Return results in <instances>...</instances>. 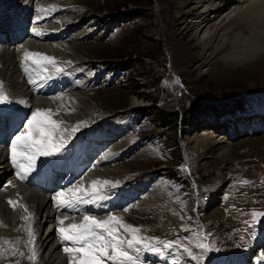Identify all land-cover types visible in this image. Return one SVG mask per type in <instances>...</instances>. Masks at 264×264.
I'll return each instance as SVG.
<instances>
[{"label":"rangeland","instance_id":"1","mask_svg":"<svg viewBox=\"0 0 264 264\" xmlns=\"http://www.w3.org/2000/svg\"><path fill=\"white\" fill-rule=\"evenodd\" d=\"M76 1L64 7L58 3L62 9L51 16L55 20L80 8L79 27L86 29V33L72 38L69 31L56 37L71 41L68 43L96 42L91 49L93 57L65 63L61 67L63 72L52 71L51 74L40 73L41 69L35 65L25 72L24 64L23 68L18 65L26 85H31L33 94L39 97L55 95L51 100L66 95L61 93L88 91L112 100L113 112L87 128L80 136L81 145L74 148L91 147L96 151L97 156L91 162L84 159L79 167L87 164L90 171L92 166L102 169L138 161L148 164L146 171L132 174L95 204L99 207L97 219L106 218L104 213L125 212L120 214L123 220L141 227L144 235L175 242L176 247L163 250V254L141 252L142 264H264L263 247L250 255V248L264 235V215L255 218L252 215L253 212L264 213V57L253 56L237 62L235 59L240 55L233 52H237L235 47L240 43L231 41V36L227 35L230 38L221 37L220 48L213 49L211 60L202 64L195 31L186 28L178 17V11L189 9L188 3L183 4L184 0ZM1 3L0 0L1 22L29 20L33 13L12 11ZM42 18L49 21L51 17ZM50 42L55 43L56 39ZM107 62L120 63L121 67L116 70V64H108V67ZM30 75L37 83L29 82ZM41 76L49 78L42 80ZM49 80L57 81L64 88L47 95L37 90L41 84L48 87ZM5 91L10 97L8 103L17 104L15 111L24 113L25 105L16 101L8 88ZM127 93L144 96L146 101L136 108L142 110L136 112L128 108L129 100L123 96ZM235 97L246 102V113L222 118L208 115L189 129L176 127L164 136L158 134L164 129L153 113L155 107L173 112L183 101L186 105L192 103L193 107L202 102L214 103ZM8 107L7 103L0 104V111ZM1 117L2 114L0 125ZM214 124L223 125L216 127L217 133L229 137L230 144L235 146L236 158L224 162L218 159L220 153L215 152L211 156L215 166L206 173L193 148L198 144L195 137L204 136L207 127ZM129 136L137 138L122 149L115 148ZM175 141L183 152L178 161L180 165H176ZM139 156L141 159L137 158ZM171 167L181 169L175 180L168 177ZM87 205L79 207L87 210ZM11 212L7 209L0 215V264H35L37 259H28L31 251L26 234L24 241L5 238L8 229L5 223L13 215ZM71 222L66 221V224ZM5 240L10 243H4ZM201 243L208 245L207 251L197 247Z\"/></svg>","mask_w":264,"mask_h":264},{"label":"bare ground","instance_id":"2","mask_svg":"<svg viewBox=\"0 0 264 264\" xmlns=\"http://www.w3.org/2000/svg\"><path fill=\"white\" fill-rule=\"evenodd\" d=\"M1 2V4L7 6L12 11L22 10L26 14L33 12L28 17V21L21 20L15 22L13 19H11V23L6 19L4 22L0 21V83L5 84L4 87L8 88L9 94L15 97L16 101L23 103L25 105L23 109L26 110L24 114L19 113L15 111L17 104L14 106V104H9L10 102L8 101L7 105L10 107L0 111L2 114L0 133L2 128L5 130H3L4 132L0 136V215L1 213H5L7 209L14 212L9 220L6 219L8 222L5 224L8 225V229L5 238L26 240L24 236L26 232L22 230L25 224L21 225V217L24 215L23 209L17 205L16 209L13 210L7 204L9 199L18 201L23 205L25 203V206L33 214L31 223L32 226L34 225L35 244L37 245V260L35 264H68L67 257L61 249L63 245L60 246L57 239L59 238L56 231L58 218L63 215L77 218V215L74 213H61L58 209L55 210L52 200L54 193L45 192L38 188L33 189L31 188L32 186L27 187L26 183L29 181V175L25 180H19L16 176V167L11 160V151L7 149L5 144L11 146V140L14 135L22 130L26 119L30 118L26 114L30 113L31 107H33L32 111L35 110L34 108L40 107L55 110L64 105L61 108V115L54 118L67 121L66 127H71L77 122H84L72 136L79 139L81 133L85 132L87 128L100 122L106 115L113 112L112 100L106 98V95L102 98L99 93L92 92L93 90L90 91L92 93L88 91L61 93L60 95H66L62 98L51 100L50 98L55 95L39 97L33 94L30 89L31 85H26V81L23 80V75L20 72L18 64L20 63L23 68L24 63L20 58L23 56L25 50L40 52L54 57L58 67H63L65 63L73 60H87L89 57H93L94 51H91V49L96 45L94 44L96 42L68 43L71 41H65L61 37H56L58 34L62 35V33H69V31L72 38L86 33V29L79 27V20L82 18L79 15L82 12L80 8L71 14L60 15L55 20L51 16L52 13L61 10L67 4H72V2L75 4L76 0H1ZM58 3H61L62 7ZM185 3L189 4V9L178 11V17L186 28L191 27L195 31L197 43L201 46L202 64L211 60L214 52L213 49L218 50L220 48L221 37L227 35L231 36V38L227 36L231 41L234 40L235 43H240H238V46L236 44L237 47L235 48H237V52H233L240 55L239 58L235 59L237 62H243L245 58H252L253 56H258V59L264 57V0H184L183 4ZM73 14L75 16L71 20ZM45 16H50V20L46 21L42 18ZM9 17L12 18L10 15ZM37 17H40V19H37ZM36 31H39L41 34L36 35ZM54 39H56L55 43L50 42ZM60 58L67 60H59ZM33 66L30 62L29 68ZM52 71L55 70L50 69L47 73L51 74ZM41 73L45 72L41 71ZM27 79L29 80V78ZM55 85L57 86L58 84ZM60 95H56V97ZM123 96L128 98V108L133 110H136L139 105L144 104L146 101L143 99V95L127 93ZM28 104L30 105L28 106ZM68 107L74 109V111L71 115H64L63 113ZM217 126L223 127L222 124L208 126L204 136L195 137L198 144L193 150L198 160L202 161L203 166L201 167L206 173L210 172L215 166H213L214 161L211 159V156L215 152L217 154L220 153L218 159L221 158L224 162L236 158L235 146L230 144V139L225 134L217 133ZM136 138L125 137L115 145V148L122 149L132 144ZM221 149L223 150L219 152ZM149 152L153 153L152 150ZM149 152L148 155L151 157ZM137 158L141 159V156ZM101 159L102 156L99 161ZM145 160V162L150 163L149 160ZM68 165V162L46 164L41 175L50 183L59 177L53 167L62 168ZM146 166L148 164L140 161L123 163L120 166H110L102 169H95L93 166L90 170L91 172L88 171L79 177V182L83 180L85 185H87L89 181L100 178L120 183L126 181L132 174H141L142 172L139 173L141 170L146 171L148 169ZM74 176V174H71L68 179ZM61 177L66 178L64 175ZM109 190L111 188L106 193ZM121 213L125 212H116L114 214L120 216ZM109 214L104 213L103 216L107 217ZM93 216L97 217V213L93 214ZM259 241L263 242L264 237L259 238ZM262 254L264 255V250H262Z\"/></svg>","mask_w":264,"mask_h":264},{"label":"snow or ice","instance_id":"3","mask_svg":"<svg viewBox=\"0 0 264 264\" xmlns=\"http://www.w3.org/2000/svg\"><path fill=\"white\" fill-rule=\"evenodd\" d=\"M40 34L36 31V35ZM29 61L45 73L50 69H54L57 73L63 72V68L57 66L56 59L46 54L25 50L22 56L25 72L30 71ZM40 78L46 80L49 77L41 76ZM29 82L37 83L31 75ZM8 101L5 87L0 83V104L8 103ZM63 107L64 105H61V108ZM61 108L55 110L36 108L31 112L30 118L26 119L22 130L12 138L11 160L17 169L16 176L19 180H25L28 174L35 170L36 162L40 157H51L63 152L73 134L84 123L81 121L66 127L67 121L54 118L61 115ZM73 111L74 109L68 107L63 114L71 115ZM118 184V181L96 178L85 185L82 180L79 184L60 191L54 197L55 205L58 210L78 211L81 205L96 204L105 199L108 189L115 188ZM8 203L14 209L19 205L26 213L21 217L25 221L22 230L27 234V245L31 251L28 259L35 261L37 252L35 232L31 223L33 214L18 201L9 199ZM252 215L255 218L264 213L253 212ZM70 219L72 222L66 224V221ZM184 230L187 231V229ZM56 231L68 264H142L141 252L163 254V250L176 247L174 241L144 235L141 227L125 222L122 217L115 214L108 215L104 219L85 214L79 222L74 217L63 215L58 218ZM4 243L7 244L10 241L5 240ZM197 247L204 251L208 250V245L203 243L198 244ZM185 251L190 250L185 249ZM20 255L23 253L21 252Z\"/></svg>","mask_w":264,"mask_h":264},{"label":"trees","instance_id":"4","mask_svg":"<svg viewBox=\"0 0 264 264\" xmlns=\"http://www.w3.org/2000/svg\"><path fill=\"white\" fill-rule=\"evenodd\" d=\"M115 65L114 67L116 70L121 67L120 63L117 62H107V66L110 67V65ZM230 98L223 101H218L214 103H205L202 102L198 106L194 105L192 107V103L190 105H186V103L183 101L179 105V109L174 110L173 112L164 110L163 107H155L154 115L156 117V120L158 121V125L160 128H163V131H158V134H161L162 136L168 134L170 130H175L176 127L181 128H191L193 125L201 118L205 116L214 115L216 117H223L228 115H235L238 112H246V102L240 98L236 99ZM191 107V108H190ZM142 110L141 108L139 110H135L136 112ZM211 117V116H210ZM183 130V129H182ZM181 130V132H182ZM168 131V132H167ZM176 142V141H175ZM177 144V162L182 159L183 152L178 144ZM181 163L178 162L176 165H180ZM181 169L179 167L173 168L171 167L168 177L171 179H177L179 176L178 171ZM175 172L177 174H175ZM182 176V175H181Z\"/></svg>","mask_w":264,"mask_h":264}]
</instances>
